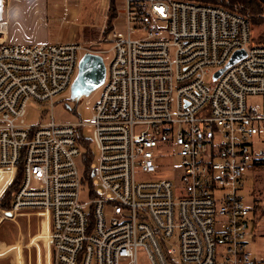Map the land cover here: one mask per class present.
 <instances>
[{
  "label": "built area",
  "instance_id": "built-area-1",
  "mask_svg": "<svg viewBox=\"0 0 264 264\" xmlns=\"http://www.w3.org/2000/svg\"><path fill=\"white\" fill-rule=\"evenodd\" d=\"M5 7L0 0L6 188L22 165L0 221L42 217L46 264H264V232L253 233L264 204L243 198L245 177L264 169V45L249 20L190 0H122L99 41L29 46L6 42ZM237 51L244 58L214 79ZM89 53L109 59L91 106L97 158L86 180L82 126L43 117ZM250 97L260 104L248 107ZM28 110L37 122L26 123ZM168 171L179 186L155 178Z\"/></svg>",
  "mask_w": 264,
  "mask_h": 264
},
{
  "label": "rangeland",
  "instance_id": "rangeland-1",
  "mask_svg": "<svg viewBox=\"0 0 264 264\" xmlns=\"http://www.w3.org/2000/svg\"><path fill=\"white\" fill-rule=\"evenodd\" d=\"M118 4L119 9L122 10V0H119ZM259 4L264 6L263 2ZM77 11V16H74L70 19L67 25H65V29L70 31L71 29L79 30L78 28H82L83 25L91 26L92 24H95L97 20L99 22L102 20L100 0H81ZM261 23L262 22L260 21L257 22V24L260 25L252 26L253 41L255 44H257V40L260 41L262 32L264 30V23ZM108 48L109 46H103V49L105 50ZM102 59L104 63H107L109 57L108 55H104ZM98 94L99 91L97 90L91 93L88 97H82L74 102L69 98V93H63L53 101V105L47 104V106H45L44 111L46 114L43 117V123H48L50 116H52L54 123L58 125L80 124L82 126L80 129V135L83 139L88 141L89 151L91 155H93L94 160L97 158V151L91 141L92 128L89 126V122L92 115L91 106L98 100ZM259 104L260 99L257 97H250L247 99L248 107ZM37 121L38 119L35 111L28 110L26 123L33 124ZM80 148L81 151H83L82 146ZM167 162L174 167L177 165L178 161L175 158L169 159ZM81 168L82 165H80L78 162V169L81 170ZM155 178H172V181H174L173 183L179 186L178 179L173 178L171 171L165 172L164 174L158 173ZM146 179L148 178H144V180ZM245 179L246 181L243 190L245 205L248 208L251 206L253 207L254 202L258 207H260L262 204H264V169L258 170L257 173L252 172L248 174ZM80 199L83 203H87L89 201L86 193H81ZM259 212L260 211H257L255 214L257 215ZM7 220H3V223L0 225V235L2 236V244L0 246V264H9L11 261L8 259L9 254L5 256L1 254L8 250L9 247L6 248L8 244H10V246H18V249L14 250V252H17V256H19L18 258L21 260V264H46L45 256L46 252L49 251L48 243L46 241V234L43 238L37 240V242L34 243L35 245L31 244L32 239H34L37 234L43 233V226L47 224L44 219L42 217L37 218L33 215H22ZM262 232H264V222L261 221L259 227L253 229V233L257 237H261ZM8 236L12 238V241L6 240ZM13 238L15 239L13 240ZM260 239L261 238H259V240L256 241V244L250 248V251L257 253L259 252L262 243ZM38 250L41 258L40 260L36 258ZM140 264H142V262H140Z\"/></svg>",
  "mask_w": 264,
  "mask_h": 264
},
{
  "label": "crops",
  "instance_id": "crops-1",
  "mask_svg": "<svg viewBox=\"0 0 264 264\" xmlns=\"http://www.w3.org/2000/svg\"><path fill=\"white\" fill-rule=\"evenodd\" d=\"M110 1L111 0H100L101 22L97 20V22L91 26L83 25L82 28H78L79 30L71 29L70 31L65 29V25H67L72 17L77 16V10L81 0H6L5 20L7 22L8 31L5 40L10 44L29 46L45 43L74 44L99 41L105 29L109 26L108 14ZM118 2L119 0H113L114 9L116 11L117 9L119 10ZM8 181L7 176L4 180L0 181V195L5 190ZM2 223L3 220L0 221V225ZM45 234H47L46 225L43 226V233L37 234V236L32 239L31 244L35 245L34 243L43 238ZM1 238L2 236L0 235V246L2 244ZM7 238L6 240L12 241L11 237L8 236ZM14 239L15 238H13V240ZM6 248H8V250L3 255L9 254L8 259L11 260L9 264H21L17 252H14V250L18 249V246H10V244H8ZM49 257L50 250L46 252V263L49 261ZM36 258L38 260L41 259L39 250Z\"/></svg>",
  "mask_w": 264,
  "mask_h": 264
},
{
  "label": "trees",
  "instance_id": "trees-1",
  "mask_svg": "<svg viewBox=\"0 0 264 264\" xmlns=\"http://www.w3.org/2000/svg\"><path fill=\"white\" fill-rule=\"evenodd\" d=\"M185 1H189V0H185ZM190 1H194L200 4L204 3L207 5H212V6H217V7L220 6L231 13L234 12L238 15H241L246 20H249L252 26L260 25V24H257V22H260V21L264 23V6L259 4L261 2L264 3V0H190ZM114 14H115V9H114V4L112 0L109 6V14H108L109 23L114 18ZM257 45H261V46L264 45V30L262 32L260 41L257 40ZM78 141H80V145L83 148V152L81 154L82 155L81 165H82L84 178L87 180L89 179L88 166L91 164L93 160V155H91L89 151L88 141L83 139L81 135H79ZM21 165H22V161L20 162L19 168L17 169L18 173L15 179L12 181L11 184L7 186L5 192L2 194L0 198L1 210L3 212H7V210L10 209L11 196L20 187L19 185L21 182V172H20ZM256 220H258V218H256Z\"/></svg>",
  "mask_w": 264,
  "mask_h": 264
},
{
  "label": "water",
  "instance_id": "water-1",
  "mask_svg": "<svg viewBox=\"0 0 264 264\" xmlns=\"http://www.w3.org/2000/svg\"><path fill=\"white\" fill-rule=\"evenodd\" d=\"M244 56L245 53L243 51L235 52L227 63V66L214 75V79L218 78L224 70L233 66L236 62L244 58ZM78 69V74L69 93V98L74 102L82 97H88L91 93L98 90L104 83L106 71L102 58L90 53L82 58Z\"/></svg>",
  "mask_w": 264,
  "mask_h": 264
}]
</instances>
